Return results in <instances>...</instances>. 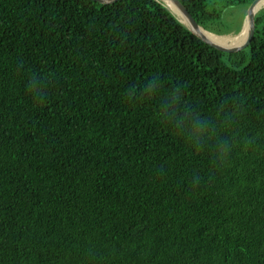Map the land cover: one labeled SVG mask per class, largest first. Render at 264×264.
I'll use <instances>...</instances> for the list:
<instances>
[{
    "label": "trees",
    "instance_id": "16d2710c",
    "mask_svg": "<svg viewBox=\"0 0 264 264\" xmlns=\"http://www.w3.org/2000/svg\"><path fill=\"white\" fill-rule=\"evenodd\" d=\"M0 264H264V7L0 0Z\"/></svg>",
    "mask_w": 264,
    "mask_h": 264
},
{
    "label": "water",
    "instance_id": "95a60500",
    "mask_svg": "<svg viewBox=\"0 0 264 264\" xmlns=\"http://www.w3.org/2000/svg\"><path fill=\"white\" fill-rule=\"evenodd\" d=\"M93 1H97V2L102 3V4H108V3H114L118 0H93ZM168 1L171 5H173L176 8V10L182 16L184 21H182V19H180L172 11V9L169 6H167V5L166 6L176 15V17L179 19V21L182 22L194 35H196L200 40H202L206 44H208V45H210V46H212V47H214L220 51L227 52V53H233V52L241 51L250 44V42L253 38V35H254V30H255L256 12L260 8L264 7L262 4V2L264 0H252L251 1V3L248 5V7L246 9V15H245V20H244L246 22V25H247V37H246V39L241 44H235L232 46H227V45H223L220 43H215V42L209 40L203 34H201L200 33L201 29H203V30H205V29L196 21V19L192 16V14L189 12L187 7L181 2V0H168ZM242 29H243V26H242ZM242 29L240 30V32L242 31ZM207 32H209V31H207ZM211 34H213V33H211Z\"/></svg>",
    "mask_w": 264,
    "mask_h": 264
},
{
    "label": "rangeland",
    "instance_id": "374dc122",
    "mask_svg": "<svg viewBox=\"0 0 264 264\" xmlns=\"http://www.w3.org/2000/svg\"><path fill=\"white\" fill-rule=\"evenodd\" d=\"M213 1L215 2L216 7L220 6L221 4L220 0H213ZM245 10L246 8H244V6L242 5H235L232 7H228L223 10L221 22L219 21L209 22L208 27L210 30L214 32L227 33V34H224L227 36H236L239 33L235 34V27L238 25L239 21L241 20L242 15ZM244 20H245V17H244ZM244 20L242 22V26H243ZM242 26H241V29H242Z\"/></svg>",
    "mask_w": 264,
    "mask_h": 264
},
{
    "label": "bare ground",
    "instance_id": "6f19581e",
    "mask_svg": "<svg viewBox=\"0 0 264 264\" xmlns=\"http://www.w3.org/2000/svg\"><path fill=\"white\" fill-rule=\"evenodd\" d=\"M160 1H162L164 4H166L167 6H169L172 9V11L180 19H182V21H184L183 18H182V16L176 10V8L173 5H171L168 0H160ZM262 4L264 6V1L262 2ZM200 33L203 34L209 40H211V41H213L215 43H220V44H223V45L232 46V45L241 44L242 42H244V40L247 37V25H246V22L244 21L242 31L238 35H236V36L215 35V34H211L210 32H207L206 30H203V29H201V32Z\"/></svg>",
    "mask_w": 264,
    "mask_h": 264
},
{
    "label": "clouds",
    "instance_id": "9594fccd",
    "mask_svg": "<svg viewBox=\"0 0 264 264\" xmlns=\"http://www.w3.org/2000/svg\"><path fill=\"white\" fill-rule=\"evenodd\" d=\"M214 34V33H213Z\"/></svg>",
    "mask_w": 264,
    "mask_h": 264
}]
</instances>
